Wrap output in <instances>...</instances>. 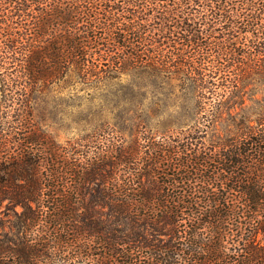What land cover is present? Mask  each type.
I'll use <instances>...</instances> for the list:
<instances>
[{
	"label": "trees",
	"instance_id": "trees-1",
	"mask_svg": "<svg viewBox=\"0 0 264 264\" xmlns=\"http://www.w3.org/2000/svg\"><path fill=\"white\" fill-rule=\"evenodd\" d=\"M118 89L116 123L44 131ZM1 213L0 264H264V0H0Z\"/></svg>",
	"mask_w": 264,
	"mask_h": 264
},
{
	"label": "rangeland",
	"instance_id": "rangeland-1",
	"mask_svg": "<svg viewBox=\"0 0 264 264\" xmlns=\"http://www.w3.org/2000/svg\"><path fill=\"white\" fill-rule=\"evenodd\" d=\"M131 91L132 89H125L127 93ZM145 91H147L148 95L142 108L165 112L162 118L155 117L152 124L154 126L159 125L162 128L169 126L174 119L171 120L168 114L179 111V104L182 103L179 98L182 95L181 88L175 86V83L153 84L148 85ZM115 93L118 95H115ZM121 94L120 89H118L110 94L102 95L97 100L90 101L86 98L70 97V94L64 91L61 94L55 95L56 98L50 104V109L53 110L52 117L41 122V125L44 131L55 141L66 143L78 135V124L84 123L85 118L94 112L102 111L105 119L107 118V120L116 123V119L112 116L111 112L118 113L122 109L124 104L123 100L126 99ZM186 104L190 108L191 115L194 106V101L191 96L188 98ZM248 105L251 104L248 103ZM175 123L182 124L183 122L175 121ZM0 236H2V213L0 214Z\"/></svg>",
	"mask_w": 264,
	"mask_h": 264
}]
</instances>
